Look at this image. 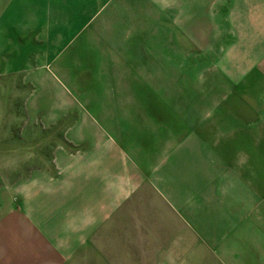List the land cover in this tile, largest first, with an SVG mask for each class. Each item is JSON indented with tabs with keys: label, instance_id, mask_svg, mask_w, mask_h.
Returning <instances> with one entry per match:
<instances>
[{
	"label": "crops",
	"instance_id": "crops-1",
	"mask_svg": "<svg viewBox=\"0 0 264 264\" xmlns=\"http://www.w3.org/2000/svg\"><path fill=\"white\" fill-rule=\"evenodd\" d=\"M144 2L8 1L2 54L27 37L36 63L18 69L82 70L84 104L50 99L62 104L44 117L67 136L46 145L59 152L50 166L26 167L19 207L3 209L0 264H264V0L214 7L242 42L206 58L171 27L141 31ZM114 12L127 16L116 38L87 48L99 14Z\"/></svg>",
	"mask_w": 264,
	"mask_h": 264
},
{
	"label": "rangeland",
	"instance_id": "rangeland-1",
	"mask_svg": "<svg viewBox=\"0 0 264 264\" xmlns=\"http://www.w3.org/2000/svg\"><path fill=\"white\" fill-rule=\"evenodd\" d=\"M8 1L0 0V35L5 32L3 19L6 14L5 9L9 5L7 4ZM197 1L199 2V0H155L153 5V0H146L139 6L141 18L139 29L141 31L155 30L156 34L159 35L160 31L165 30L166 27H171L172 31H178V35L181 33L182 36H185L182 39H179L180 36L174 37L173 41L182 40V45H187L192 50L195 47H203L205 58L210 57L212 48L218 56H226L229 46H238L242 42L238 34L236 37L230 36L229 28L232 23L226 19V16L221 15L222 11L220 14L216 12L215 16L212 17L216 11V6L219 4L225 3L224 8H228V0H202L204 3L202 10H199ZM185 6H187L186 15H184L186 11L183 12ZM145 15L150 17L149 21L144 19V17L147 18ZM153 16L156 19L154 26ZM130 17L131 21L127 23V30L129 31H131L132 25H135L136 20L133 12ZM112 18L113 20L110 22L104 19L100 20L99 14L89 36L92 43L86 44L87 48L92 50L103 48L111 43V39L116 38L118 33L117 21L121 18L126 20L127 16L118 15L116 17L114 12ZM16 22L13 21V24L16 25ZM238 25L236 23L237 27ZM14 42L16 43L15 46H8L4 54H2V41L0 45V216L5 207H19L18 191L23 184L27 183L23 181L24 177L27 176L26 167L31 166L36 169L42 166H50L55 162L59 152L58 150H51L46 145H50L58 139L65 141L64 137L67 134L54 133L51 124L52 118L44 117L51 109L62 104L50 99L54 100L60 95L69 94L75 100V105L78 104L80 107L84 104V93L79 82L81 79L83 81V76L78 75L72 78L74 73H82V70L73 71L64 68L58 70L56 67L52 70L45 68L44 70L18 69L26 63L29 65L36 63L35 57H28L29 52L32 54L36 49H34V42L29 44L27 37L18 38ZM79 43V40L76 41L75 45L71 43L66 48L68 51L64 52V56L61 55V58L65 55L71 57L74 53V47ZM173 45H179V43ZM77 53H80L79 49ZM24 55L27 57V62L24 60ZM35 78L40 79L43 84L34 85ZM74 109L78 108L75 106ZM63 128L66 130V127ZM36 143H39V147L36 146ZM27 144L31 146L27 147ZM33 178L35 177L33 176ZM206 249L209 250L207 246ZM208 255L211 256V254ZM214 255L216 257L214 262L208 261L210 258L208 256L203 264H241L242 261L229 260L222 254ZM259 263L260 261L256 260L251 264Z\"/></svg>",
	"mask_w": 264,
	"mask_h": 264
}]
</instances>
